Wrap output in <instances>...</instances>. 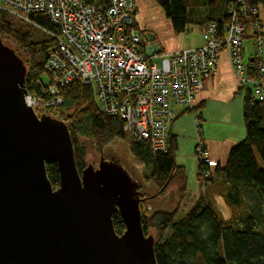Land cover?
Masks as SVG:
<instances>
[{
    "label": "built area",
    "instance_id": "1",
    "mask_svg": "<svg viewBox=\"0 0 264 264\" xmlns=\"http://www.w3.org/2000/svg\"><path fill=\"white\" fill-rule=\"evenodd\" d=\"M0 9L28 21L55 39L44 64L47 79H38L40 94L25 100L37 115L46 113L66 122L61 88L80 81L92 90L98 111L116 115L125 131L150 144L154 154L170 149V129L183 114L194 110L204 78L217 71L219 54L227 50L235 74L264 102L263 25L259 8L234 0L223 30L209 23L201 46L147 54L142 30L135 20L136 0H0ZM36 14L48 16L55 29L40 25ZM254 37V68L245 61L246 21ZM252 71V72H250ZM27 88V86H26ZM180 109H183L181 111ZM197 127L202 122L196 117ZM206 182L218 162L204 139L196 145Z\"/></svg>",
    "mask_w": 264,
    "mask_h": 264
},
{
    "label": "trees",
    "instance_id": "2",
    "mask_svg": "<svg viewBox=\"0 0 264 264\" xmlns=\"http://www.w3.org/2000/svg\"><path fill=\"white\" fill-rule=\"evenodd\" d=\"M85 1L97 4L104 0ZM155 1L165 10L175 31L180 33L186 31L190 24H196L203 30L209 23H217L223 30L230 19L229 6L234 0ZM247 1L259 9L264 6V0ZM33 18L45 28L55 29L47 15L36 14ZM251 20L246 21L245 37H253L248 34ZM35 31L36 28L0 9V39L14 41L18 47L17 54L22 58L25 56L27 89L40 94L37 81L43 79L44 64L55 46V39L46 32ZM248 65L253 69L255 61L250 59ZM61 94L80 173L88 165L86 156L89 147L96 146L102 150L116 138H128L133 157L144 165V179L157 187L152 195L140 186L138 190H142V226L146 235L155 233L158 264H264V233L258 229L263 214L256 213L247 202V196L262 198L264 192V167H260L257 161L259 155L264 162V102L253 94L250 87L243 104L245 138L231 148L225 165L214 167L206 180L207 192L180 218L182 200L174 210L156 208L155 205L149 209L148 205L165 194L177 179L181 183V198H185L188 178L185 167L177 165L174 136L170 135L168 152L154 154L148 142L128 135L119 116L98 111L89 86L75 80L64 85ZM202 170L200 162L199 179ZM47 175L54 188H58L60 173L56 163H47ZM219 197L231 209L229 218L218 210ZM114 225L119 233L126 229L120 214L114 215Z\"/></svg>",
    "mask_w": 264,
    "mask_h": 264
},
{
    "label": "water",
    "instance_id": "3",
    "mask_svg": "<svg viewBox=\"0 0 264 264\" xmlns=\"http://www.w3.org/2000/svg\"><path fill=\"white\" fill-rule=\"evenodd\" d=\"M27 71L0 39V264H158L133 170L102 159L80 173L68 124L37 115L25 100ZM49 162L58 166V188Z\"/></svg>",
    "mask_w": 264,
    "mask_h": 264
},
{
    "label": "rangeland",
    "instance_id": "4",
    "mask_svg": "<svg viewBox=\"0 0 264 264\" xmlns=\"http://www.w3.org/2000/svg\"><path fill=\"white\" fill-rule=\"evenodd\" d=\"M139 10L137 16L139 17V27L144 30V35L147 40H149L152 44L158 45L160 41H173L176 36H182L184 38V43H188L190 40L194 39V41L199 42L201 40L200 35L202 34L201 28L196 24H190L186 31L177 33L174 29L173 23L170 18L167 17L165 10L160 6L155 0H136V10ZM261 13V22L263 25L264 32V6H260ZM11 14V13H10ZM15 18L23 21L30 27L36 28V33L42 32L45 33L44 30L37 27L36 25L24 21L15 15L11 14ZM136 20V18H135ZM137 22V23H138ZM193 26V29H192ZM39 29V30H37ZM252 27L248 30V34L252 35ZM41 32V33H42ZM176 33V34H175ZM175 34V35H174ZM177 39V38H176ZM264 40V34H263ZM4 42L8 43L11 47L17 50V46L14 44L12 40L3 39ZM244 50H245V61H248L252 55H255V46H254V37H245L244 39ZM264 50V45H263ZM148 52V51H147ZM23 58L25 56L23 55ZM25 61V60H24ZM252 61V59H251ZM263 62H264V53H263ZM43 79H47V75H43ZM210 114V117L206 116V120L202 121V127H197L196 125V117L199 115L196 112H192L193 110L183 113L181 116L183 122V128H185V134L183 135V139L180 141V148L177 151V164L185 165V174L187 175V192L185 193V198H181V183L179 179L174 180L171 183L169 189L160 197H157L155 201L149 203V209H152L155 205L156 208L166 209V210H174L178 202L182 200L180 208H179V218L184 216L186 212L194 205L195 201L202 195L207 192L206 182L203 181L202 177L198 178V169L200 164L199 155L196 151V145L203 139V132H211V134H221L220 129L223 126V123L220 120V115L218 113ZM180 118V117H179ZM232 126L226 125L225 127L230 132V129H236V116H233ZM64 121V119H62ZM65 122V121H64ZM129 135V134H128ZM130 136V135H129ZM197 139L194 141L193 137ZM229 156V155H228ZM102 159L112 160L120 163H124L127 167L131 168L135 175V190L140 196L143 190L147 192V194H155L157 191V187L153 185L151 181L145 180L144 177V165L142 162L137 161L129 148V139L128 138H116L106 146L102 150H98L96 146L89 147L88 153L86 156L87 166L94 165L97 167L98 162H101ZM257 161L260 167H264V162L257 155ZM142 187V190H138V188ZM139 191V192H138ZM262 198H252L247 196V202L249 206H252L256 213L263 214L258 223V229L264 233V192H262ZM218 199V210L223 214L225 218H229L231 216V209L225 203L224 199L219 197ZM153 235L155 234L152 232ZM170 233V232H169Z\"/></svg>",
    "mask_w": 264,
    "mask_h": 264
},
{
    "label": "crops",
    "instance_id": "5",
    "mask_svg": "<svg viewBox=\"0 0 264 264\" xmlns=\"http://www.w3.org/2000/svg\"><path fill=\"white\" fill-rule=\"evenodd\" d=\"M138 12L139 10L137 9L135 16L136 22H138L139 19L137 16ZM259 14L261 19L260 10ZM188 28L190 27L188 26ZM204 29H201L202 34L200 35L201 40L199 42L192 39L188 43H184V38L182 36L184 33H182L180 37L176 36L177 39L175 38L173 41H160L158 45L152 44L149 40H147L144 35V30L141 29L146 42L143 49L147 54H153L163 50L173 51L176 49L198 47L204 42ZM219 56L217 71L214 74L208 75L204 78L203 89L196 97L195 108L192 112H196L198 110L197 113L201 116L202 121L206 120V116H211L210 114L213 113V109H215L214 113H218L220 115L219 118L223 123V126L220 129L221 134L213 135L207 130V132H203V139L210 150L211 157L215 159L218 164L225 165L231 148L242 141L246 136V128L243 118V104L244 96L247 92V89L249 87L251 88V85H243L240 78L235 74L227 50H222ZM180 110L183 111V109ZM181 116L172 124L170 129V135L174 136L173 139L176 142L177 151L180 148V141L183 139V135L185 134V128H183ZM233 116H236V129L233 127V129H230V132H228L229 129H227L225 126H232V124H234L232 118ZM193 138L194 141L197 139L195 136ZM180 165L185 167L184 164Z\"/></svg>",
    "mask_w": 264,
    "mask_h": 264
}]
</instances>
